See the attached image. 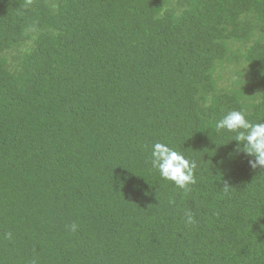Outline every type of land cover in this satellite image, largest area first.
<instances>
[{
	"label": "trees",
	"instance_id": "obj_1",
	"mask_svg": "<svg viewBox=\"0 0 264 264\" xmlns=\"http://www.w3.org/2000/svg\"><path fill=\"white\" fill-rule=\"evenodd\" d=\"M230 110L264 119V0H0V264H264Z\"/></svg>",
	"mask_w": 264,
	"mask_h": 264
},
{
	"label": "clouds",
	"instance_id": "obj_2",
	"mask_svg": "<svg viewBox=\"0 0 264 264\" xmlns=\"http://www.w3.org/2000/svg\"><path fill=\"white\" fill-rule=\"evenodd\" d=\"M247 117L248 114L244 110H230L216 121L215 128L218 132L234 133L237 150L254 157L249 159V166L252 169H264V119L253 122ZM150 160L152 168L157 170L163 179L171 181L180 189H188L196 182V163L167 143L155 142L152 145ZM186 217V223H194L191 213H187ZM76 227V224H72L71 230L75 231Z\"/></svg>",
	"mask_w": 264,
	"mask_h": 264
}]
</instances>
